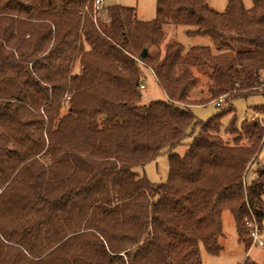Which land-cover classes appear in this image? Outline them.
I'll return each instance as SVG.
<instances>
[{
	"label": "trees",
	"instance_id": "16d2710c",
	"mask_svg": "<svg viewBox=\"0 0 264 264\" xmlns=\"http://www.w3.org/2000/svg\"><path fill=\"white\" fill-rule=\"evenodd\" d=\"M94 1L0 0V264H203L201 247L223 251L225 211L248 251L263 128L221 131L235 99L263 93L264 0H157L151 21L124 6L95 18ZM170 24L213 47L162 46ZM140 62L166 100L142 104ZM215 102L207 121L191 111ZM162 153L165 183L135 171Z\"/></svg>",
	"mask_w": 264,
	"mask_h": 264
},
{
	"label": "rangeland",
	"instance_id": "374dc122",
	"mask_svg": "<svg viewBox=\"0 0 264 264\" xmlns=\"http://www.w3.org/2000/svg\"><path fill=\"white\" fill-rule=\"evenodd\" d=\"M211 8L218 12H223L228 0H208L207 2ZM244 6L250 9L253 6L252 0H243ZM108 6H124L133 7L136 10V16L141 21H151L156 17L157 0H103L100 9L94 7L95 18L99 16L103 8ZM187 27L166 25V36L163 44L169 42H180L189 48L194 45H203L213 47L210 38L208 37H194L190 38L186 34ZM155 48L150 50V54L155 52ZM138 60V59H137ZM139 61V60H138ZM142 82L145 88L142 89V104H148L154 100H166V94L162 88L158 85L155 77L152 75L150 68L141 63ZM262 94L251 96L248 98L235 99L233 101L234 112L228 113L222 119V134L234 121L236 126L240 128L244 121L258 124L263 128L264 133V108H258V112L253 110V106L264 104V88ZM223 97V96H222ZM221 97V98H222ZM219 98V102H221ZM68 105L66 104L61 110L60 117H64L68 114ZM257 109V108H256ZM220 108L215 103L207 105H193L191 111L201 121H207L212 115L216 114ZM258 115L259 118H255ZM197 133V131H196ZM193 141V135L187 137L184 142L185 145L178 147L175 152L183 155L187 149L188 144ZM264 166V143L259 152L258 158L250 165L246 177L245 183L251 184L255 178L258 168ZM135 171L141 176H145L150 182L155 184L165 183L170 174V162L168 153L160 154L155 160L147 163L144 167H137ZM223 221V236L220 239V244L223 247V251L219 256H213L208 254L203 247H201V256L203 264H239L247 257H250L252 261L257 264H264V230L260 234V238L263 242V246L251 245L249 250H246V246L243 243H239L238 235L234 223L232 214L229 211H225L222 214Z\"/></svg>",
	"mask_w": 264,
	"mask_h": 264
},
{
	"label": "built area",
	"instance_id": "2783aa9c",
	"mask_svg": "<svg viewBox=\"0 0 264 264\" xmlns=\"http://www.w3.org/2000/svg\"><path fill=\"white\" fill-rule=\"evenodd\" d=\"M102 2H103V0H95L94 1V7L96 9H100V7L102 6ZM141 88L142 89L145 88L144 84H141ZM255 118H259V116L256 115ZM248 227L250 228V236L252 238V245L253 246H263V242L260 238V234L263 231H261L260 226L258 225L256 220H252V221L248 222Z\"/></svg>",
	"mask_w": 264,
	"mask_h": 264
},
{
	"label": "water",
	"instance_id": "95a60500",
	"mask_svg": "<svg viewBox=\"0 0 264 264\" xmlns=\"http://www.w3.org/2000/svg\"><path fill=\"white\" fill-rule=\"evenodd\" d=\"M147 53H148V50L147 49H144L143 52H142V54H141L142 57H145L147 55Z\"/></svg>",
	"mask_w": 264,
	"mask_h": 264
},
{
	"label": "crops",
	"instance_id": "0c3cea01",
	"mask_svg": "<svg viewBox=\"0 0 264 264\" xmlns=\"http://www.w3.org/2000/svg\"><path fill=\"white\" fill-rule=\"evenodd\" d=\"M207 2H208V0H207ZM152 75H153V73H152ZM153 77H154V75H153ZM242 262H243V261H242ZM240 263H241V262H240ZM240 263H239V264H240Z\"/></svg>",
	"mask_w": 264,
	"mask_h": 264
}]
</instances>
